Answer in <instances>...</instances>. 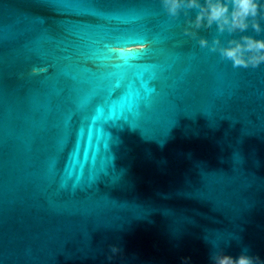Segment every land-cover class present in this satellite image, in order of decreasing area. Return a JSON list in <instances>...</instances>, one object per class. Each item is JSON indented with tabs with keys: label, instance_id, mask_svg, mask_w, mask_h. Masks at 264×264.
I'll return each instance as SVG.
<instances>
[{
	"label": "water",
	"instance_id": "95a60500",
	"mask_svg": "<svg viewBox=\"0 0 264 264\" xmlns=\"http://www.w3.org/2000/svg\"><path fill=\"white\" fill-rule=\"evenodd\" d=\"M194 15L170 16L161 0H0V264L264 257V63L233 67L198 43L257 34L213 25L186 35ZM147 41L134 55L157 57L149 71L159 86L136 97L137 131H113L117 171L65 184L67 153L59 176L50 163L68 132L63 73L77 71L68 57L103 43L141 51ZM109 244L123 249L111 261Z\"/></svg>",
	"mask_w": 264,
	"mask_h": 264
},
{
	"label": "snow or ice",
	"instance_id": "6c2138e0",
	"mask_svg": "<svg viewBox=\"0 0 264 264\" xmlns=\"http://www.w3.org/2000/svg\"><path fill=\"white\" fill-rule=\"evenodd\" d=\"M145 50L114 51L111 43H103L99 48L76 50L68 57L77 70L63 73L69 86L64 91L68 93L71 105L64 120L68 132L60 139L57 154L50 163L51 169L59 176V158L67 153L60 177L65 184L98 167L101 175L95 178L96 184L117 171L113 149L119 138L113 135V131H137L134 119L140 116L141 106L136 97L141 89L155 93L159 86L158 74L149 71L158 66L157 57L134 55ZM89 61L93 64L91 68L85 66ZM81 75L88 79L81 80ZM84 84L87 90L78 91ZM180 117L178 115L173 124Z\"/></svg>",
	"mask_w": 264,
	"mask_h": 264
},
{
	"label": "clouds",
	"instance_id": "9594fccd",
	"mask_svg": "<svg viewBox=\"0 0 264 264\" xmlns=\"http://www.w3.org/2000/svg\"><path fill=\"white\" fill-rule=\"evenodd\" d=\"M162 6L170 16H177L181 11L187 15V10H194L193 18L186 21L188 27L186 35L195 36L194 29L216 26L218 33H246L249 28L257 35H240L222 43L217 37L211 44L200 37L198 43L202 48H209L212 52L232 62L233 67L256 68L264 63V0H161ZM148 44L137 45V48L146 49ZM123 51V50H117ZM35 71V69L33 70ZM123 249L117 244H109L106 259L111 261L122 254ZM210 264H264V257L256 254L250 255L242 251L232 256L222 250L214 251L209 257ZM182 264H192L190 257H183Z\"/></svg>",
	"mask_w": 264,
	"mask_h": 264
}]
</instances>
